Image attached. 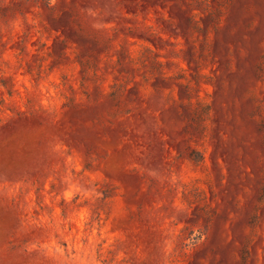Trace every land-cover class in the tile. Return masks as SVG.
Listing matches in <instances>:
<instances>
[{"label":"rangeland","instance_id":"1","mask_svg":"<svg viewBox=\"0 0 264 264\" xmlns=\"http://www.w3.org/2000/svg\"><path fill=\"white\" fill-rule=\"evenodd\" d=\"M0 264H264V0H0Z\"/></svg>","mask_w":264,"mask_h":264}]
</instances>
